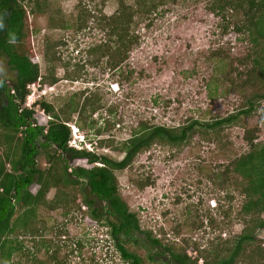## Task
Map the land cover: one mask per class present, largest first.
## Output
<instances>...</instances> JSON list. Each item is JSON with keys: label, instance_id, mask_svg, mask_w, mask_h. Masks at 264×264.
I'll return each instance as SVG.
<instances>
[{"label": "rangeland", "instance_id": "374dc122", "mask_svg": "<svg viewBox=\"0 0 264 264\" xmlns=\"http://www.w3.org/2000/svg\"><path fill=\"white\" fill-rule=\"evenodd\" d=\"M36 1L43 3L47 10L33 14L27 6L28 38L25 45L42 73H45L43 42L48 35L53 42H64L56 49L58 55L63 63L78 64L81 74L75 79L68 78L65 77V69L57 67L59 80L50 88L40 89L37 83L32 85L26 104L34 109L37 122L44 123L48 117L39 108L38 101L58 106L57 98L68 99L79 92L83 93L80 102L93 92L102 96L101 106L95 111L88 108L81 110L86 123L79 120L78 113L73 114L72 120L67 123L69 127L75 125L77 128L73 135L70 127L71 139L79 136L83 139L78 144L79 149L122 159L124 153L116 147L129 139L141 122L170 126L189 118L204 121L226 117L239 109L243 99L247 100L243 95L247 97L252 91L237 92L229 78H225L224 70H229L230 66L234 69L231 77L236 75L237 68L245 73L249 65L240 64L239 59L248 53L251 44L232 27L224 32V23L235 21L238 17L231 12H225V17L209 12L207 6L213 0H143L144 3H157V6L148 13L140 10L133 18L131 29L139 40L130 49L127 59L117 67L109 65V55L96 60L89 55L88 49L107 43L114 46L108 31L98 28L97 23L103 16L110 17L116 12L118 0ZM123 1L135 9L139 8L134 4L139 0ZM78 3L84 5L79 12L80 17L77 15ZM50 15L69 20L71 24L85 15L87 27L80 31L75 27L49 29L47 20ZM0 70L8 80L14 79L15 73L3 59H0ZM123 73L131 74L130 78H123ZM263 107L264 102H261L251 116H243L239 124L225 126L216 140L195 136L193 142L178 148L153 144L135 158L130 168L116 171L121 197L129 209L137 213L141 227L154 233L163 229L167 239L174 238L178 243L180 238L173 237L174 227L193 220L196 212L214 213L219 203L226 207L231 204L234 211L238 209L244 198L235 189L237 178L232 180L231 185L219 189L214 186L211 176L221 185L227 165L249 149L243 138L246 130L254 131L255 142L264 143ZM106 121L110 123L109 127ZM4 150L0 146V154L4 155ZM44 156L43 152L37 157V166L41 169L50 167ZM70 166L88 165L85 160H76ZM6 170H10L9 163H6ZM140 176L149 178V184L144 188H139L130 180ZM37 189L36 184L30 187L31 191ZM58 189L51 187L45 198L52 200ZM70 189L65 197L75 195L72 194L75 193L73 188ZM229 193L233 195L231 203L227 200ZM87 210L83 203L80 209H72L67 215L61 206L52 209L40 207L36 221L41 226L44 222L47 230L37 236L36 241L51 240L60 248L57 256L64 260V264H123L112 239H109L108 227L101 222L96 221L95 224V221H90ZM58 228H63L65 233L56 234ZM188 229V226L182 227V234L193 236L202 247L207 244L205 239L202 240L203 236L208 238L218 232L210 234L206 228L205 233L203 228L192 234ZM241 229L239 222L231 225L232 234L239 233ZM225 235L223 237L228 236V231ZM256 235L262 238L264 230L256 231ZM138 236L140 244L146 242L144 234ZM157 236L160 237L159 234ZM26 244L31 248V243ZM128 247L142 257L146 254L144 247ZM157 251L160 249L153 250L152 254ZM188 253L194 255L191 251ZM37 254L43 259L44 249ZM160 257H155V261H146V264H161L159 260H165L170 255L166 252ZM199 263L203 264L202 259Z\"/></svg>", "mask_w": 264, "mask_h": 264}, {"label": "trees", "instance_id": "16d2710c", "mask_svg": "<svg viewBox=\"0 0 264 264\" xmlns=\"http://www.w3.org/2000/svg\"><path fill=\"white\" fill-rule=\"evenodd\" d=\"M118 1L116 12L110 17L103 16L97 23L98 28L108 31L109 40L113 41L114 46L107 43L88 49L89 55H93L96 60L109 55L111 67H117L126 60L132 46L138 43L139 37L131 29L138 11L152 12L157 6V3L139 0V3H134L139 6L135 9L123 0ZM27 6L33 14L47 10L43 3L36 0H0V59L5 60L15 73L14 79L8 80L0 70V146L5 149L4 155L0 154L2 264H64V260L57 256L60 248L51 240L36 241V237L47 230L44 222H41L43 226L38 225L37 211L40 207L52 209L61 206L67 215L72 209H80L81 203L86 205L90 221H95V224L101 222L108 227L123 264H146V261H155V257L159 258L166 252L170 257L158 259L161 264H200V259L203 264H264V236L258 238L256 235V231L264 230V143L254 141V131L246 130L243 134L249 149L227 165L222 184L211 176L214 186L219 189L231 185L232 180L237 178L234 185L244 198L242 205L234 211L231 204L226 207L219 203L214 213L196 212L193 220H186L174 227L173 237L180 238L178 243L174 238L167 239L163 229L154 233L141 227L137 213L131 211L121 197L115 174L116 171L130 168L135 158L153 144L178 148L193 142L195 136L216 140L225 126L239 124L243 116H251L260 103L264 102V0H213L207 6L209 12L223 14V17L225 12L234 13L238 18L226 21L222 26L224 32L232 27V30L243 35L251 44L248 53L239 59L240 64L249 65L245 73L242 74L237 68L236 75L231 77L234 69L230 66L229 70H224L225 78H229L237 92L252 89L247 97L246 94L243 95L247 99H243V105L226 117L217 119L200 121L189 118L181 124L170 126L141 122L134 134L116 147L124 153L119 160L85 149L78 150L69 145L71 129L67 123L75 113H78L82 123H86L81 110L88 108L95 111L101 106L102 96L98 93H91L83 102H80L83 94L80 92L68 99L59 97L58 106L38 101L39 108L48 117L44 123L37 122L34 109L25 106L33 84L37 83L40 89L50 88L59 80L57 67H63L65 77L68 78L75 79L81 74L78 64L63 63L58 55L56 49L64 42H53L48 35L43 42L45 73H42L38 62L25 45L28 38ZM83 6V3L77 4L79 17ZM82 18L71 24L69 20H60L50 15L47 27H75L80 31L87 27V16ZM130 76L131 74H122L125 79ZM261 116L264 117V107ZM106 123L109 127L110 123ZM97 132L100 133V129ZM43 152L50 163L47 169L37 166V157ZM76 160H85L88 166H70ZM6 163L10 165L9 171L6 170ZM130 180L139 188L149 184V178L141 176L131 177ZM33 184L38 185L36 191L30 190ZM51 187L59 189L53 199L48 201L45 195ZM70 188H73L75 193L72 194L75 195L65 197V194L69 195ZM227 198L231 203L232 193ZM235 221L241 223L242 229L239 233L232 234L231 225ZM184 226H188L192 234L203 228L205 233L206 228L210 230V234L218 232L208 238L203 236L202 240L205 239L207 244L202 247L201 242L193 236L182 234ZM227 231L228 236L223 237ZM62 233H65L64 229L58 228L56 234ZM140 234L145 235V243L140 244ZM26 243H31V248ZM129 245L144 247L145 256L130 250ZM42 249L45 253L43 259L37 254ZM158 249L160 251L153 255L152 251ZM189 251L194 255H190Z\"/></svg>", "mask_w": 264, "mask_h": 264}, {"label": "built area", "instance_id": "2783aa9c", "mask_svg": "<svg viewBox=\"0 0 264 264\" xmlns=\"http://www.w3.org/2000/svg\"><path fill=\"white\" fill-rule=\"evenodd\" d=\"M75 130H77V129L73 127V131L74 132H75ZM80 140H82V137L81 136H79L78 139L73 138V139L70 140L69 145L72 146V147H75V148H79V145L78 144H79Z\"/></svg>", "mask_w": 264, "mask_h": 264}, {"label": "clouds", "instance_id": "9594fccd", "mask_svg": "<svg viewBox=\"0 0 264 264\" xmlns=\"http://www.w3.org/2000/svg\"><path fill=\"white\" fill-rule=\"evenodd\" d=\"M33 85H34V84H33ZM30 96H31V95H30V93H29V94L27 95V98H26V100H28V99L30 98ZM35 103H36V101H34V102H33V104H35ZM25 106L31 109V106H30V105H28V104H26V101H25ZM70 127H71L72 129H73V127H74V128H76V127H75V125H71ZM76 129H77V128H76ZM72 134L74 135V134H75V132H74V131H72ZM76 139H78V138H76ZM82 141H83V139H82V140H80L79 144H80ZM73 148H75V147H73ZM75 149L81 150V149H79V148H75ZM110 237H111V236H110ZM109 239L111 240L112 238H109ZM106 242H107V241H106ZM200 264H201V263H200Z\"/></svg>", "mask_w": 264, "mask_h": 264}]
</instances>
